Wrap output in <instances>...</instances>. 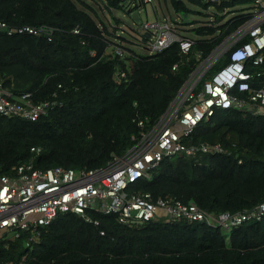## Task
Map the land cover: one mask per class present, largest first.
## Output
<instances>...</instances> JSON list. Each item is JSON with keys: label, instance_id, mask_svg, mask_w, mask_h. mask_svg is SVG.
Segmentation results:
<instances>
[{"label": "trees", "instance_id": "1", "mask_svg": "<svg viewBox=\"0 0 264 264\" xmlns=\"http://www.w3.org/2000/svg\"><path fill=\"white\" fill-rule=\"evenodd\" d=\"M90 1L107 9L114 23L82 0H0V22L41 29L39 35L0 31V88L14 99L29 94L35 105L53 104L34 122L0 115V176L12 177L27 164L96 170L122 155L141 131L137 124L142 131L154 125L199 64L250 17L225 20L222 10L253 0H222L213 22L190 30L195 39L182 36L193 42L187 55L177 42L148 55L115 42L120 21L111 10L124 12L130 3L132 19L145 6L140 0ZM163 2L183 24L191 13L187 4L210 8L198 0ZM115 47L127 54H115ZM227 59H218L200 84ZM258 70L249 64V72ZM184 142L219 144L225 152L165 159L150 180L134 182L128 192L192 202L213 215L242 214L264 203V116L236 107L217 110ZM88 215L90 221L61 213L34 233L0 238V264H264V218L224 231L160 218L126 225L95 210Z\"/></svg>", "mask_w": 264, "mask_h": 264}, {"label": "built area", "instance_id": "2", "mask_svg": "<svg viewBox=\"0 0 264 264\" xmlns=\"http://www.w3.org/2000/svg\"><path fill=\"white\" fill-rule=\"evenodd\" d=\"M198 1L213 9L222 2ZM140 2L147 5L153 0ZM248 7L251 9L239 10L230 16L250 15L199 64L157 122L144 131L142 122L137 124L141 131L131 137L133 144L122 155H114L105 166L96 170L76 171L61 167L40 170L27 164L17 167L12 177L0 176V238L14 240L21 231L34 233L38 228L49 226L61 213L70 212L90 221L88 212L93 210L102 215L116 216L120 223L126 225L160 218L165 222L205 223L210 228L220 227L224 231L264 218V203L242 214L213 215L192 202L184 204L169 197L151 201L149 193L128 192V187L134 182L150 180L152 172L165 159L224 153L219 144L195 146L184 142L217 110L236 107L264 116V0H253ZM226 10L224 8L220 15H226ZM213 14H217L215 9ZM140 29L149 35L145 41L149 54L177 42L181 53L187 55L193 43L191 39L183 38L177 26L167 20L145 22ZM0 31L7 35L41 33V29L30 27L9 28L2 22ZM73 33L77 34V31ZM126 51L115 47L117 55L127 54ZM225 55L228 58L225 65L200 84L207 71ZM249 64L260 70L255 74L249 72ZM172 69L175 70V66ZM52 106L51 103L33 104L29 94L14 99L11 93L0 88L1 116L34 122Z\"/></svg>", "mask_w": 264, "mask_h": 264}, {"label": "rangeland", "instance_id": "3", "mask_svg": "<svg viewBox=\"0 0 264 264\" xmlns=\"http://www.w3.org/2000/svg\"><path fill=\"white\" fill-rule=\"evenodd\" d=\"M92 6L97 15L101 17L108 25H112L114 22L110 21L108 10L107 9H100L95 6L90 0H82ZM138 4V0H137ZM202 5V4H201ZM188 9L191 13L187 15V22L183 24V21L180 20V16H177L169 5H165L163 0H153L152 4H147L141 8L139 13L137 14V21L131 19L128 16L129 10L132 9L130 3L125 5L124 12L111 10L112 17L120 21L117 29V36L116 43H122L125 47L131 49L136 54L139 55H148L149 51L147 50V46L145 43H142V35L143 32L140 29L145 22L154 23L156 21L162 22L163 20H167L170 23H173L179 30H183L181 32L182 35L187 36L191 39H195V36L190 31L193 28H196L202 24L211 23L214 21L212 17L214 9H204L200 5H191L187 4ZM238 9V10H237ZM250 10L248 6H237L234 8L227 9L225 12L228 11L226 15H223L222 18L230 17L231 15L235 14L236 11L239 10ZM123 39V41L121 40ZM109 52L111 49L108 50Z\"/></svg>", "mask_w": 264, "mask_h": 264}, {"label": "water", "instance_id": "4", "mask_svg": "<svg viewBox=\"0 0 264 264\" xmlns=\"http://www.w3.org/2000/svg\"><path fill=\"white\" fill-rule=\"evenodd\" d=\"M185 18H186V15L184 14V15H183L184 23L187 22V19H185ZM132 19H133L134 21H137V20H138V19H137V13L132 14ZM148 38H149V35H148L147 33H144V34L142 35V43H145L146 39H148Z\"/></svg>", "mask_w": 264, "mask_h": 264}]
</instances>
